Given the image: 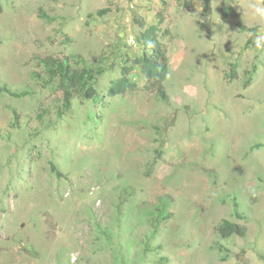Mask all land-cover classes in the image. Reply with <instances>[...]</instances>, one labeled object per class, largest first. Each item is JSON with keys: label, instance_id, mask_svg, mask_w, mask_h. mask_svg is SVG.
<instances>
[{"label": "rangeland", "instance_id": "1", "mask_svg": "<svg viewBox=\"0 0 264 264\" xmlns=\"http://www.w3.org/2000/svg\"><path fill=\"white\" fill-rule=\"evenodd\" d=\"M237 2L0 0V82L30 92H0V264H264V31ZM161 13L152 87L134 60ZM76 54L99 99L64 111L37 58Z\"/></svg>", "mask_w": 264, "mask_h": 264}, {"label": "trees", "instance_id": "2", "mask_svg": "<svg viewBox=\"0 0 264 264\" xmlns=\"http://www.w3.org/2000/svg\"><path fill=\"white\" fill-rule=\"evenodd\" d=\"M203 10L206 15H209L212 12L210 0H205ZM40 15L48 21L52 20V18L44 11H41ZM164 21L165 16L161 13L159 14L157 24L148 27L140 34V42L143 45V54L134 60V64L138 65L141 68V71L145 74L146 83L152 87H155L158 82L165 79L169 72V57L167 49L159 39V33L161 31L160 25ZM204 25H206L205 22ZM166 32L168 33L169 30H166ZM37 59L43 64L47 71V82H50L55 78L59 80V85L63 90L64 111L71 107L72 97L75 93H79L87 99L98 101L99 95L96 83L99 77L104 73L102 68L86 61L80 54L65 56L47 55L45 57L38 56ZM235 75L236 71L233 70V76ZM132 85L133 80L124 73L112 81L109 91L112 95L122 94L130 90ZM158 90L161 97L165 101L168 100L165 87L160 85ZM0 92L8 93L14 97H23L30 94L27 90L13 89L6 84L2 85L1 82ZM53 169L57 171L58 175H61V172L56 166L53 165ZM238 206L239 203L235 201L234 207L236 209V214L242 216L237 210ZM167 217H169V215ZM160 221L161 219L157 218L155 229L151 236L157 233ZM218 231L223 238H229L232 235L244 237L247 233V227L229 219H223L218 226Z\"/></svg>", "mask_w": 264, "mask_h": 264}, {"label": "clouds", "instance_id": "3", "mask_svg": "<svg viewBox=\"0 0 264 264\" xmlns=\"http://www.w3.org/2000/svg\"><path fill=\"white\" fill-rule=\"evenodd\" d=\"M235 3L241 7L237 0H235ZM246 7L250 16L262 25L261 31H264V0H252ZM256 46L257 48L264 46V35L258 37Z\"/></svg>", "mask_w": 264, "mask_h": 264}]
</instances>
